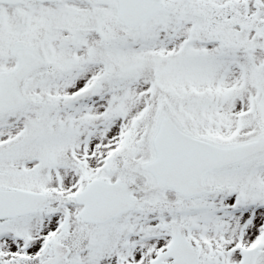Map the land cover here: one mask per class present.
<instances>
[{"label":"snow or ice","instance_id":"obj_1","mask_svg":"<svg viewBox=\"0 0 264 264\" xmlns=\"http://www.w3.org/2000/svg\"><path fill=\"white\" fill-rule=\"evenodd\" d=\"M0 264H264V0H0Z\"/></svg>","mask_w":264,"mask_h":264}]
</instances>
